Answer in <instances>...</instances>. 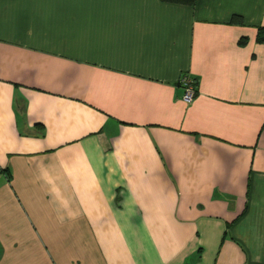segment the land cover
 <instances>
[{
    "label": "crops",
    "instance_id": "obj_1",
    "mask_svg": "<svg viewBox=\"0 0 264 264\" xmlns=\"http://www.w3.org/2000/svg\"><path fill=\"white\" fill-rule=\"evenodd\" d=\"M258 26L264 0H0V264H264Z\"/></svg>",
    "mask_w": 264,
    "mask_h": 264
},
{
    "label": "trees",
    "instance_id": "obj_2",
    "mask_svg": "<svg viewBox=\"0 0 264 264\" xmlns=\"http://www.w3.org/2000/svg\"><path fill=\"white\" fill-rule=\"evenodd\" d=\"M197 0H159L161 3L165 4H175L183 6H192ZM230 22L240 23V18L237 15L231 17ZM256 41L258 43H264V27H256Z\"/></svg>",
    "mask_w": 264,
    "mask_h": 264
},
{
    "label": "built area",
    "instance_id": "obj_3",
    "mask_svg": "<svg viewBox=\"0 0 264 264\" xmlns=\"http://www.w3.org/2000/svg\"><path fill=\"white\" fill-rule=\"evenodd\" d=\"M180 84L182 85L183 89L182 101L187 104L191 101V98L194 94L192 81L186 77H182L180 79Z\"/></svg>",
    "mask_w": 264,
    "mask_h": 264
}]
</instances>
